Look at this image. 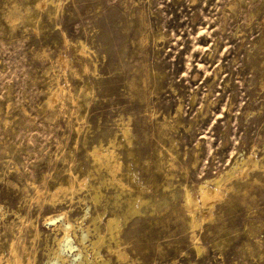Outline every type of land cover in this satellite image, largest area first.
I'll return each instance as SVG.
<instances>
[{"label":"rangeland","instance_id":"1","mask_svg":"<svg viewBox=\"0 0 264 264\" xmlns=\"http://www.w3.org/2000/svg\"><path fill=\"white\" fill-rule=\"evenodd\" d=\"M0 264H264V0H0Z\"/></svg>","mask_w":264,"mask_h":264},{"label":"bare ground","instance_id":"2","mask_svg":"<svg viewBox=\"0 0 264 264\" xmlns=\"http://www.w3.org/2000/svg\"><path fill=\"white\" fill-rule=\"evenodd\" d=\"M54 94V93H53ZM55 101V100H54ZM106 150V149H105ZM95 151V150H94ZM93 151V152H94ZM98 153V152H97ZM95 153L96 157H98L97 155H99V153L97 154ZM105 155V154H104ZM101 156V154L99 155ZM103 157V155H102ZM105 157V156H104ZM97 159V158H96ZM98 161V160H97ZM218 185V180H215V186ZM217 187H214V188H209L207 186H200L199 188V192H200V198H201V201H203V203L205 201H211L212 199H217V197L219 198L218 196V190H216ZM70 190V189H69ZM220 193V192H219ZM221 194V193H220ZM221 196V195H220ZM185 197V200H186V203L187 205L190 207V208H196L197 207V202L195 199L191 198V196L189 194H187L186 192V196ZM186 205V206H187ZM195 211V210H194ZM191 212V211H189Z\"/></svg>","mask_w":264,"mask_h":264}]
</instances>
